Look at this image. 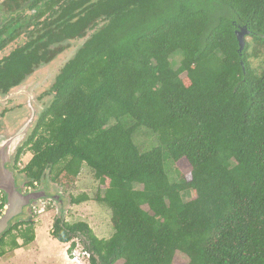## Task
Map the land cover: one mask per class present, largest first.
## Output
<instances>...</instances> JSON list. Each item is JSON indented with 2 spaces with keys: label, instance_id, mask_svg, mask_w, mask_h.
Wrapping results in <instances>:
<instances>
[{
  "label": "trees",
  "instance_id": "obj_1",
  "mask_svg": "<svg viewBox=\"0 0 264 264\" xmlns=\"http://www.w3.org/2000/svg\"><path fill=\"white\" fill-rule=\"evenodd\" d=\"M45 7L25 27L30 41L0 64L2 94L66 42L86 40L59 69L52 100L13 165L32 154L18 172L25 192L46 179L70 189L86 167L104 192L70 196L69 205L106 206L113 229L99 239L87 223L57 215L51 238L69 244L68 257L78 239L90 264H173L176 253L188 264H264V0H46ZM243 26L249 40L240 55L235 31ZM140 128L158 148H137ZM166 162L189 171L172 182ZM34 225L33 217L14 220L0 237V257L8 246L33 243Z\"/></svg>",
  "mask_w": 264,
  "mask_h": 264
},
{
  "label": "rangeland",
  "instance_id": "obj_2",
  "mask_svg": "<svg viewBox=\"0 0 264 264\" xmlns=\"http://www.w3.org/2000/svg\"><path fill=\"white\" fill-rule=\"evenodd\" d=\"M246 40L248 41L249 38H246ZM81 44L82 41L80 40L71 42L69 44V48H66L67 50L64 51L62 55L57 57L54 62H52L53 65L51 64L49 65V67L47 66L43 69H40L36 74L31 76L24 88L13 91L9 97L4 98L0 96V115H2V117H0V143L6 142L7 140L18 135L21 131H24V129H26V125L28 127L24 132L29 133V130H31L36 123L37 117L35 116L39 115L52 100V96L44 95L47 94L48 90L53 84V80L57 75L59 69L63 67V65L75 54L76 50ZM173 62L175 63L174 67L178 68L179 58L174 57ZM251 63L253 66H256V61L251 60ZM23 91L33 99L32 107H34V117H32L33 114L31 109L27 107V105L30 106L29 103L26 105V101L29 102V100L28 97H24ZM42 96V101H40V97ZM124 121L126 123V120ZM113 124V122L110 123V125ZM24 139L25 136L23 139L16 143L11 156V160L8 164V167L11 172H13L20 189H22L23 187V181L18 172L32 158V154L28 151H25L23 155L20 156L16 168L13 165L14 155L17 149L24 142ZM133 141L141 152L155 149L159 146L157 137L142 128L138 129L135 132ZM167 164L168 177L172 182L177 181V172L186 174L189 171L188 166L184 162L176 164L166 162L165 166ZM35 187L36 190H49L48 193L52 195H57V193L60 192L62 203L54 204L53 202L45 201L39 204H34L38 205L40 209H44V211L40 214H37L32 210V205L29 208H25L22 215L16 219L19 221L30 219V217H33L35 225L38 221L37 225L40 229L39 233L41 235L40 238H38V243L35 241L34 247H32L33 257L37 256V258L33 259V264H58V261L59 264H76L70 257H68V259L65 258V262L63 261L64 258L61 257V250L69 248V244L59 246L53 241L49 234L53 224V220L57 215H62L64 220L70 224L79 221L87 223L93 234L99 239H108L112 235L113 229L109 221L110 210L106 206L95 201L83 203L78 206L69 205L70 196L75 197L80 194H86L91 199H94L97 194L102 195L104 192L103 188H101L99 184L93 179L91 172L86 167L82 168V171L78 176L76 183L70 189H66L63 186L53 184L47 179L44 180L41 185H37ZM35 225L34 230L36 231ZM12 234L17 235L16 232H13ZM10 240L11 237H7L6 243H10ZM17 242L18 244L22 243L20 239H18ZM73 242L76 244V246L72 254L74 253V251H77V253H79L78 259L84 264H88V260L81 255V251L84 249V245L82 244V242L78 239L74 240ZM30 248L27 250H30ZM14 251H12L9 246L6 247L5 252H12V255L0 257V264H30L27 262V259L25 257L21 258V256H18V258H15ZM13 256L14 260L13 262H11L10 258ZM173 264H188V260L185 256L176 253Z\"/></svg>",
  "mask_w": 264,
  "mask_h": 264
},
{
  "label": "water",
  "instance_id": "obj_3",
  "mask_svg": "<svg viewBox=\"0 0 264 264\" xmlns=\"http://www.w3.org/2000/svg\"><path fill=\"white\" fill-rule=\"evenodd\" d=\"M249 31L246 26L239 27L235 31V36L238 42V53L241 55L246 45V37ZM242 70L244 71V64L241 62ZM27 125L26 129L27 130ZM21 131L15 137L0 143V195L4 197L3 211L0 214V237L9 229L11 223L19 218L25 208L31 205L42 202H53L54 204L62 203L61 193L57 195H49L44 189H37L24 192L16 183V178L7 167L11 160L13 150L16 143L24 138L26 132Z\"/></svg>",
  "mask_w": 264,
  "mask_h": 264
},
{
  "label": "flooded vegetation",
  "instance_id": "obj_4",
  "mask_svg": "<svg viewBox=\"0 0 264 264\" xmlns=\"http://www.w3.org/2000/svg\"><path fill=\"white\" fill-rule=\"evenodd\" d=\"M45 4H46V0H45V2L43 0H42V2L40 0H0V43L3 41H6L8 39V35L10 36L13 33H19L18 37H13V39L6 41L5 44H3V46L0 47V64L2 63V60L5 57H8L14 50H16L17 48L23 46L24 44H26L27 42L30 41V38L26 37L24 34L25 27H30L31 25H33L35 23V20L37 19V17L39 18V13L42 12L43 10H45V8H46ZM52 10H53V12L59 11L58 7H54V8H52ZM53 19H55V17ZM85 40H86V37L84 39L80 40V41H82V44L78 48H80L84 44ZM74 41H79V40H73V41L66 42L64 44L65 45L64 51H66L69 48V44L71 42H74ZM64 51L62 53H64ZM62 53L59 54V56L62 55ZM56 59H57V57L55 59H53L52 61H50L48 64L47 63L40 64V66L38 68L34 69V71L31 74L26 76V79L22 82V84H20L19 86L14 87L11 90H9V92L7 94H2L0 92V96L4 97V98L9 97L13 91L24 88L28 79L31 76L36 74L40 69H43L47 66L49 67V65H51L52 62H54ZM49 90H48V92H49ZM48 92L44 96H47V95L52 96L51 94H48ZM23 95H24V97H28L29 102L26 101V105L29 103L30 106L27 105V107H29L31 109L32 114H33L32 117H34L35 112H34V107H32L33 99H32V97L28 96V94L26 92H24ZM41 98H43V96L40 97V101H42ZM0 117H2V115H0ZM35 117H37L36 119H38L39 115H37ZM27 134L28 133H26V135ZM26 135H25V137H26ZM7 167H8V165H7ZM16 183H17V181H16ZM17 185H18V183H17ZM48 192H49V190H46L47 194L52 195ZM1 196H3V195H0V197ZM32 205H33V207L35 206L34 203Z\"/></svg>",
  "mask_w": 264,
  "mask_h": 264
},
{
  "label": "crops",
  "instance_id": "obj_5",
  "mask_svg": "<svg viewBox=\"0 0 264 264\" xmlns=\"http://www.w3.org/2000/svg\"><path fill=\"white\" fill-rule=\"evenodd\" d=\"M37 223H38V221L36 222V231H35V240H34V242L33 243H31L30 245H28V246H26V247H24V248H20V249H17V250H15L14 251V256H15V258H18V256H21V258H23V257H25L26 259H27V262L28 263H30V264H33V259L34 258H37V256L36 257H33V249H32V247H34V244H35V241L37 242L38 241V238H40V233H39V231H40V229L38 228V225H37ZM40 240V239H39ZM55 243H57L59 246L60 245H63L64 246V244H60V243H58L57 241H55V240H53ZM38 243V242H37ZM66 245V244H65ZM31 247V248H30ZM30 248V250H27V249H29ZM66 248L64 249V250H61L62 252H61V257L62 258H64L63 259V261L65 262V258L66 259H68V256H67V253H66ZM30 252V253H29ZM29 253V254H28ZM36 253V252H35ZM7 255H12V252L11 253H6V255L5 256H7ZM14 256L13 257H11L10 258V261L11 262H13V260H14ZM26 262V263H27ZM58 264H59V261H58Z\"/></svg>",
  "mask_w": 264,
  "mask_h": 264
},
{
  "label": "built area",
  "instance_id": "obj_6",
  "mask_svg": "<svg viewBox=\"0 0 264 264\" xmlns=\"http://www.w3.org/2000/svg\"><path fill=\"white\" fill-rule=\"evenodd\" d=\"M34 186H36V184H34ZM28 191H32L30 188L28 189ZM25 192V191H24ZM3 203H2V197H0V214L2 213V211H3ZM33 207V206H32ZM33 210L37 213V214H40V213H42L43 211H44V209H40L39 207H38V205H35L34 207H33ZM73 252V251H72ZM78 255H79V253H77V251H74V253L72 254L71 253V255H70V258L72 259V261L73 262H75L76 264H84L83 262H81L79 259H78ZM81 255H82V257H84V258H86L87 260H88V264H90L89 263V255H88V253L87 252H85V250L83 251H81Z\"/></svg>",
  "mask_w": 264,
  "mask_h": 264
},
{
  "label": "clouds",
  "instance_id": "obj_7",
  "mask_svg": "<svg viewBox=\"0 0 264 264\" xmlns=\"http://www.w3.org/2000/svg\"><path fill=\"white\" fill-rule=\"evenodd\" d=\"M84 250V249H83Z\"/></svg>",
  "mask_w": 264,
  "mask_h": 264
}]
</instances>
